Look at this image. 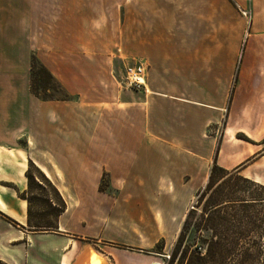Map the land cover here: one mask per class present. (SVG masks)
I'll return each instance as SVG.
<instances>
[{
    "label": "crops",
    "instance_id": "crops-1",
    "mask_svg": "<svg viewBox=\"0 0 264 264\" xmlns=\"http://www.w3.org/2000/svg\"><path fill=\"white\" fill-rule=\"evenodd\" d=\"M165 10L162 0H0V264H164L166 235L180 233L182 204L214 162L234 171L250 160L239 175L264 186L260 26L234 78L231 44L184 29L197 20L152 13ZM33 55L70 101L31 93ZM133 64L146 67L144 88L124 83ZM30 162L66 203L54 232L28 226ZM161 241L162 255L136 250Z\"/></svg>",
    "mask_w": 264,
    "mask_h": 264
},
{
    "label": "trees",
    "instance_id": "trees-1",
    "mask_svg": "<svg viewBox=\"0 0 264 264\" xmlns=\"http://www.w3.org/2000/svg\"><path fill=\"white\" fill-rule=\"evenodd\" d=\"M30 89L31 93L42 101H70L72 99L35 55L31 58ZM244 165L245 164L242 166ZM238 169L234 171H225L214 162L207 185L197 194V200L199 201H197V206L205 201L204 208L201 212V222H195L193 225L197 231H211V237L204 240L206 246H182L185 235L192 226L191 223L194 219V212H196L194 210L193 212L190 211L183 222V226L169 255V259L166 258V264H264V255H262V253L259 252L257 255H254L249 249H244V247L240 246L248 236L246 235L245 228H243V222L239 221L236 215H232L230 219H227L228 234L226 235V243L228 242L230 246L223 245L225 240L222 239V234L218 230L222 220V213H226V210H233L235 204L233 203L234 201H222L221 189L218 188L217 191L212 192L217 184V182L215 183V177L218 174H223L221 181L225 184L231 176L238 172ZM26 177L28 180V188L25 193L20 194V198L26 200L28 203V226L32 229L31 231L34 232L56 231L59 219L66 211L67 206L64 199L50 180L31 162L26 172ZM241 178L253 186H260L264 189V186L243 177ZM44 185L50 188L54 197L41 196L40 194L34 196L33 188L38 187L40 189V187ZM107 189L108 184L104 179L100 186V191L105 192ZM40 202L46 204L47 208L40 209L39 205H36ZM254 204H264V198L251 199L239 205L245 206ZM263 234L264 231L262 232V236ZM163 249L164 246L162 245L157 246L155 249L156 251L136 250L162 255Z\"/></svg>",
    "mask_w": 264,
    "mask_h": 264
},
{
    "label": "rangeland",
    "instance_id": "rangeland-1",
    "mask_svg": "<svg viewBox=\"0 0 264 264\" xmlns=\"http://www.w3.org/2000/svg\"><path fill=\"white\" fill-rule=\"evenodd\" d=\"M149 2H160L161 0H148ZM163 2L168 1V11H154L152 12L154 17L159 19H193L197 20L198 26L185 27V30L195 31V34H200L202 36L215 34L218 39H223L227 43L231 44L234 56L237 57V65L234 69V78L237 71V66L245 47V41L247 35L253 32V26L258 23L259 29L264 34V0H162ZM263 4V5H262ZM256 8H261L260 10H255ZM122 18L128 19V12H124ZM211 22V24L209 23ZM178 29V28H176ZM126 75V74H125ZM126 79L124 80L125 83ZM127 82V81H126ZM59 95V94H56ZM221 135V130L218 136ZM250 161V160H249ZM248 161V162H249ZM248 162L244 163L245 165ZM244 165V166H245ZM241 168V167H240ZM237 172V171H236ZM238 171L230 179H226L228 182L225 184L221 181L223 174H218L215 177V185L212 192L219 189L222 191V201H234L235 204L233 210H226V213H222L221 224L219 225V231L222 234V239L225 240L223 245L230 246L226 243L227 223L232 215H236L239 221H242L243 228L246 230L245 241L241 243L240 246L244 249H249L251 253L257 255L259 252L264 255V204H254V205H239L242 202H247L251 199L264 198V189L260 186H253L247 181L243 180ZM238 174V175H236ZM220 181V182H219ZM262 186V185H261ZM34 196H53L52 191L46 185L33 188ZM211 194V193H210ZM209 194V195H210ZM213 194V193H212ZM215 195V194H214ZM197 195L190 201L185 202L183 205V213L188 214L190 211L194 212L192 226L185 235L184 242L182 246H206L204 243L205 239L211 237V231H197L194 228L195 222H201V212L204 208L205 201L197 206ZM207 199V198H206ZM43 200V199H40ZM199 202V201H198ZM40 209H46V204L40 202ZM182 213V215H183ZM181 216V215H180ZM185 214L181 218L183 221ZM162 223L163 219H148L144 222L146 227ZM242 226V225H241ZM181 230V229H180ZM180 232V231H179ZM176 236V237H175ZM179 233L175 235V232L166 235L168 243L175 238L174 244L177 241ZM152 233H146L143 236L142 245H147L149 241L153 238ZM165 239V242H166ZM226 243V244H224ZM173 244V245H174ZM163 241H161L158 246H162ZM173 247V246H172ZM156 251V250H153ZM168 259V256H167ZM167 259L164 258V264H166Z\"/></svg>",
    "mask_w": 264,
    "mask_h": 264
},
{
    "label": "built area",
    "instance_id": "built-area-1",
    "mask_svg": "<svg viewBox=\"0 0 264 264\" xmlns=\"http://www.w3.org/2000/svg\"><path fill=\"white\" fill-rule=\"evenodd\" d=\"M126 81L129 87L141 89L145 87L146 67L143 64H133L126 67Z\"/></svg>",
    "mask_w": 264,
    "mask_h": 264
},
{
    "label": "water",
    "instance_id": "water-1",
    "mask_svg": "<svg viewBox=\"0 0 264 264\" xmlns=\"http://www.w3.org/2000/svg\"><path fill=\"white\" fill-rule=\"evenodd\" d=\"M168 259H169V256H168Z\"/></svg>",
    "mask_w": 264,
    "mask_h": 264
}]
</instances>
